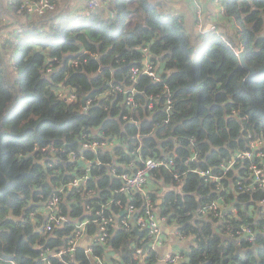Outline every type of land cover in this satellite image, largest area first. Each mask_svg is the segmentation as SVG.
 <instances>
[{"label": "trees", "instance_id": "1", "mask_svg": "<svg viewBox=\"0 0 264 264\" xmlns=\"http://www.w3.org/2000/svg\"><path fill=\"white\" fill-rule=\"evenodd\" d=\"M22 1H13L15 14H29ZM102 2L89 16L61 5L47 18L49 12L36 14L0 45V264H157L148 231L134 230L135 213L125 221L129 214L122 213L131 204L145 213V193L120 190L107 146L81 148L84 140L129 136L139 139V159L116 144L117 173L147 158L163 160L150 174L179 186L163 197L160 212L146 192L155 214L178 223L186 239L182 264H264V188L249 176L260 159L235 157L250 148L251 137L264 136V0H223L235 24L200 32L194 51L186 50L173 15L149 0ZM146 58L160 80L131 76ZM153 128L155 137L139 138ZM80 148L93 160L88 166L70 158ZM53 197L47 216L36 212ZM50 214L68 220L56 223ZM82 221V235H95L87 249L76 233Z\"/></svg>", "mask_w": 264, "mask_h": 264}, {"label": "built area", "instance_id": "2", "mask_svg": "<svg viewBox=\"0 0 264 264\" xmlns=\"http://www.w3.org/2000/svg\"><path fill=\"white\" fill-rule=\"evenodd\" d=\"M192 3H201L199 0H190ZM25 5H27V7H25ZM21 6L23 8H25L27 10V12L29 14H37V15H43L49 11H52L56 8V4L53 0H23ZM101 6V3L98 0H87L86 4H85V8H84V15L85 16H89L91 15V13L93 11H89L91 8L95 7H99ZM7 22V16H3L2 19L0 20V26L7 24L5 23ZM4 23V24H3ZM196 24L198 25L199 29H201V32L203 31H208V30H214L218 32V28L216 27L215 24H212L211 26L205 27L204 22L202 20V18H198ZM19 31H21V29L19 28ZM1 39H5L3 36H0ZM242 49L238 50V53L241 51ZM140 72H145L148 73L149 75H151L153 77L154 80H160V77L156 71V68L154 67V64L149 60V58H146L144 60V66L143 68H140L139 66H134L132 68L131 71V76L133 78H136ZM133 89H130L127 92H131V93H127L126 95V101L127 103H131L133 102V93H132ZM60 93L63 94L64 96L66 95V93H63V90H60ZM68 96V95H67ZM67 98L69 99H73L74 96L73 95H69ZM170 102V100L168 101ZM150 109L152 108V105H150L149 107ZM94 140H84L81 143V148H90V149H97L99 146H107V145H111L113 143V141L115 139H108L107 142H102L100 143L99 140H97L96 138H93ZM264 146V136H256V137H251L250 138V148L246 149L244 151H238L236 153L235 157H249V158H259L260 159V164L253 161V163L249 166L251 174L249 176L253 177L254 179V184L257 183L259 186L264 188V152L262 150V147ZM81 148L77 151H80V154L82 155V150ZM49 149L51 151H56V148L51 146L49 147ZM70 157H72V160L75 161H80L83 158H81L80 155H78V153L76 151H71L70 152ZM235 159V158H234ZM170 161L172 162V159H170ZM143 165L140 166H136L133 167L131 171H127L124 172L120 175V178L123 180V185L120 188L121 191H126V192H130V191H143L145 193V198H146V207H145V213H143L142 215H139L138 218H136V222L139 226H141L143 229H146L148 231V234L151 237V247L153 248H157L159 247L163 241H164V233L160 227L159 224V219L158 216L152 211L153 210V206L152 203L150 201L149 195L147 194V190H146V184H147V179L150 176V172L152 171V169L158 167L161 164H164L163 160H156L153 158H147L145 160H143ZM154 162V164H153ZM166 164H169L166 163ZM234 165V162H230L229 165L227 166V170L230 169L232 166ZM202 175H208L209 172L208 171H202L201 172ZM219 177H215L212 176L211 179H218ZM87 179V176L83 177H76L72 182H70V185L77 187L79 184H81L82 182L84 183ZM127 189V190H125ZM58 201L57 197H53V199H51L49 201V204L47 206L49 213L52 210L53 205H55ZM264 203V201L262 202ZM216 205V206H215ZM215 207L218 206V204L216 203ZM233 207V205H232ZM136 210V207L134 205H130L129 206V215L125 220H129L130 214L132 215V213ZM155 210V209H154ZM50 219H54L56 223H61V221H66V217L65 216H59L56 217L53 214H50L49 216ZM103 222L104 224H102L101 229H102V235L100 237V240L104 241L106 236H107V232H106V226L105 224L107 222H109V219H105L103 218ZM85 224L86 221H82L79 222L77 224L76 227V233L77 235H82L83 230L85 228ZM47 229L50 228V224H48L46 226ZM244 235L248 236L249 239H253V235H251L250 233L252 232V230L250 229V227L245 226L244 229ZM179 233V230H178ZM182 237V236H180ZM75 242L72 240V244L68 246V250H72L73 249V244ZM48 253V252H47ZM60 254V253H58ZM44 257H46V255H44ZM181 256L179 253L177 254H173V255H168L166 257H164V264H172L175 263L176 261H178V259H180ZM49 264H51L50 261H48Z\"/></svg>", "mask_w": 264, "mask_h": 264}, {"label": "crops", "instance_id": "3", "mask_svg": "<svg viewBox=\"0 0 264 264\" xmlns=\"http://www.w3.org/2000/svg\"><path fill=\"white\" fill-rule=\"evenodd\" d=\"M13 1L14 0H0V17L7 16V24L1 25L0 26V36H3L5 39L12 35V33L16 30V28H21L22 23L24 24H31L33 20H38V16L36 14H27V13H14V6H13ZM56 4V7L58 6H65L66 0H53ZM101 3V6H103L104 2L102 0H98ZM201 3H206L208 0H199ZM68 3L71 4V7L69 8V11L71 14H78V13H83L84 6L87 2V0H67ZM163 2V0H161ZM191 2V1H190ZM192 3V2H191ZM7 6V7H6ZM15 14V15H14ZM17 18V19H16ZM37 18V19H36ZM232 20V19H231ZM18 21V22H17ZM187 22V21H186ZM229 23V24H235L233 21H228L227 17L224 15L220 20L216 19H210L208 24L205 25V27L211 26L212 24H218V23ZM189 24V23H188ZM197 28L198 25L195 24ZM189 27L191 28L192 25L189 24ZM201 32V31H200ZM5 39L0 38V45L3 44ZM115 139L111 145H107L104 150H107L106 152L108 153L109 158H112V163H110L111 166V172L113 173L114 176L120 177V174L117 173V166L116 164H122L121 161L119 160V156L114 154V147L116 144ZM82 160L78 161L77 163L82 165V167L88 166L91 161L93 160H87V158L82 154L80 155ZM72 159V157H70ZM88 161V162H87ZM100 162V160H98ZM132 163V162H130ZM129 167V165H128ZM78 168V167H77ZM131 168V167H130ZM172 188H175L176 190L179 188V186L174 185L170 181H167L164 179L162 175L155 176L154 173L150 174L149 179L146 184V190L149 191L150 193L154 194L156 196V211L160 212L161 207L160 203L162 202L163 197L170 191ZM118 190V189H117ZM128 207H125L122 210V213H126ZM37 213L43 216H47L49 214V210L47 207H39L36 210ZM159 219V224L160 227L164 233V241L163 243L158 247V256L159 261L157 264L161 261V257H166L168 255H173L180 253L185 248L186 242L184 238L180 237L178 233V223L174 220V218L169 217H164L160 215L159 213H156ZM119 216V215H117ZM162 216V217H160ZM173 229L175 231L173 232ZM95 235H88V234H83L82 237L79 239V244H81L83 247L90 248L93 241H94ZM110 255V258L113 254L110 252H107ZM108 258V257H107ZM108 258L111 261V259ZM183 258L178 259L175 263L172 264H182Z\"/></svg>", "mask_w": 264, "mask_h": 264}, {"label": "clouds", "instance_id": "4", "mask_svg": "<svg viewBox=\"0 0 264 264\" xmlns=\"http://www.w3.org/2000/svg\"><path fill=\"white\" fill-rule=\"evenodd\" d=\"M149 2L154 5L157 11L167 12L173 15L175 27L179 30V34L187 45L186 50L189 51H194L197 37L200 35L201 29L195 26L197 19L202 18L204 24L207 25L210 19L220 20L226 12L223 0H208L206 3H191L190 0H163V2L161 0H149ZM65 7H71V4L67 0ZM89 11H96V8L93 7ZM50 15H54V13H47L46 18ZM185 21L192 25L191 29L185 28ZM145 134H151L155 137V128L151 129L148 133H140L139 138L142 139ZM116 143L126 145L123 149V155L131 156L133 161L139 159V139L136 136L117 139ZM130 149L131 151H129ZM192 158L195 159V157ZM174 231L175 229H173Z\"/></svg>", "mask_w": 264, "mask_h": 264}, {"label": "water", "instance_id": "5", "mask_svg": "<svg viewBox=\"0 0 264 264\" xmlns=\"http://www.w3.org/2000/svg\"><path fill=\"white\" fill-rule=\"evenodd\" d=\"M245 56H246V52L242 49V50L239 52L240 61H241V63L244 64L247 68L251 69L250 74H254V73H255V68H254L253 66L248 65V64L246 63ZM85 98H86V97H84V99H83V103H84L83 105H85ZM231 207H232V206H231ZM124 212H126V211H124ZM117 219H118V217H117ZM66 220H68V218H67ZM133 225H134V223H133ZM134 230L138 231L139 233H142V232H143V230L140 229L137 225H134ZM106 254H107V257L110 258V255H109L108 253H106ZM158 264H164V258H163V257H161V261H160Z\"/></svg>", "mask_w": 264, "mask_h": 264}, {"label": "flooded vegetation", "instance_id": "6", "mask_svg": "<svg viewBox=\"0 0 264 264\" xmlns=\"http://www.w3.org/2000/svg\"><path fill=\"white\" fill-rule=\"evenodd\" d=\"M126 212L129 214V206H128V208L126 209ZM133 213H135L134 215H136L137 217L139 216V215H137L138 214V211H134ZM130 217H131V215H130ZM129 217V218H130ZM132 219V218H131ZM135 221H136V219H135ZM135 221H134V219L133 220H131V223L133 224V223H135ZM136 225V224H135ZM138 226V225H137ZM140 229H142V227L141 226H138Z\"/></svg>", "mask_w": 264, "mask_h": 264}]
</instances>
